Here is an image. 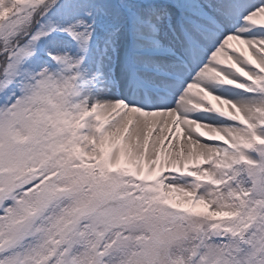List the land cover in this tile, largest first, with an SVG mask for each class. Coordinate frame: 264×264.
<instances>
[{
    "label": "snow or ice",
    "instance_id": "snow-or-ice-1",
    "mask_svg": "<svg viewBox=\"0 0 264 264\" xmlns=\"http://www.w3.org/2000/svg\"><path fill=\"white\" fill-rule=\"evenodd\" d=\"M0 264H264V0H0Z\"/></svg>",
    "mask_w": 264,
    "mask_h": 264
}]
</instances>
